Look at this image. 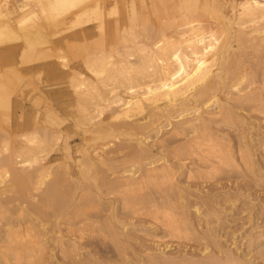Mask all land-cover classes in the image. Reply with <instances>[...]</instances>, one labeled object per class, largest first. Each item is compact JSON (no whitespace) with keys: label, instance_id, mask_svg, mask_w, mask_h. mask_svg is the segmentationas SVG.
Masks as SVG:
<instances>
[{"label":"bare ground","instance_id":"6f19581e","mask_svg":"<svg viewBox=\"0 0 264 264\" xmlns=\"http://www.w3.org/2000/svg\"><path fill=\"white\" fill-rule=\"evenodd\" d=\"M148 1L147 3L150 2ZM109 2L110 4L108 5L107 3ZM136 2L137 0H129V1H126V0H12V2H9L8 0H4L3 9L0 8V63H3L5 65L4 69H7L9 73L14 74L17 81H20V80L23 81L24 79H26L25 77L38 74L39 72L41 74L42 73L41 71H43L44 68L49 69L50 65H54L58 67L64 75L68 76V79H69L68 86L69 88L71 87L72 94L75 96V100L77 101L75 102L76 104H78L77 108L79 110L77 108H75V110L77 109L78 110L77 113L79 112L81 113V115L78 116L81 121H78V122H80V124L82 125L81 127H85V129L83 130V133L85 135L90 134L93 137V141L99 140L98 142H100V140L102 139L104 140L105 137L107 138L111 136L112 134L117 133L118 136L114 135L115 137L124 136L126 137V139L124 138L125 144L127 145L132 144V146H128V147H130V153L132 154L133 158L134 159L136 158L137 161H135L132 164L134 160L133 158H132L133 160H131L132 162L124 160V163L127 162L128 165L131 164V166L129 165L130 168L128 167L129 168L128 169L125 166L127 169L120 170L121 169V166H120L119 168L120 171L117 170L119 172L118 173L116 172V174L119 175V178H120L119 179L117 177L118 180L116 184H119V185L121 184V186L125 188L131 187L132 189L133 186L137 187L140 183L142 185V183H146L148 181L152 182L150 183L152 184L150 186H153V183H156L158 181L165 183V182H169L172 180L173 175L171 174V172L173 170L171 171L169 167H167L168 165L165 162L164 163L167 166L164 164L161 167L159 166L160 167L159 169L155 167V168H150L146 170L144 169L145 170L144 171L139 166L140 162L138 161L139 159L141 161H143L142 159L148 160L147 162L148 164L146 165L154 166L153 164L156 161H152L155 157L154 158L152 157L151 151L149 149L151 145L150 139H154V137L158 138L156 136H159V134L161 136L162 131L168 127H170V130H168L167 134H169L170 136L174 135L176 137L180 136L182 137V139H186V142H184L185 144H183L181 147H193V148L197 147L196 151L198 149L201 150V148L203 147L207 148L206 156H211L214 158L216 156H219L220 162L224 164V166L225 164L230 165V161L232 160L230 155L225 156L224 154L222 155L220 154V151L218 149L221 146L219 145L217 140L213 139L211 135L208 133L207 131L208 124L209 123L211 124V121L216 119L219 115H221V120L224 124L229 123L231 121V117H232L231 113L227 110L223 111L224 110L223 106L220 104V100L218 97L219 93L222 92V94H224L223 90L225 91V94H224L225 97L230 99V101H231V98H233L234 100H237V101L243 100V102L246 101L247 103H249L250 101H253L254 99L258 98L256 97L257 95L255 94L256 92H251L252 88L254 87L253 84L251 83L253 86L251 90H250V85L245 84L247 82V78H250L247 76L248 75L250 76L252 74L248 72L245 73L247 70L246 71L243 70L247 68L248 65L242 69L240 65L239 55L236 54L237 52L232 46L231 41L234 37L233 36V32H234L235 33L234 35L238 37L237 38L238 41H236L237 48L239 49L241 48L246 53H248L247 52L248 49L254 50V52L256 51V53L257 52L260 53L259 49L263 50L264 48V0H240L239 2L235 0L233 1L231 0L230 3H228L227 1L228 7L230 10L229 16L224 15L222 13L221 8L223 6L222 7L219 6V4L217 3V0H205L201 4L199 3V0H179V3L177 5H173L172 3L173 7L170 6L172 7L173 11L169 9L172 12L176 13V22L175 23L173 22V25H171V26H174V31L169 34H167L165 30L163 29L159 32L157 31L156 33L153 32L151 34L152 31L150 32L148 30L152 28L153 26H150L147 30V27L149 25H147L145 28L143 27L146 25L145 24L146 22H144L142 25L143 27V30H141L142 32L141 33L138 32L137 30H138V27L140 26L139 23H141L142 17H141V14L139 12ZM166 2L167 0H165V3ZM162 3H164V1ZM150 5L151 4L149 3L148 6ZM152 7L154 8V6ZM144 8L146 7L144 6ZM154 10L156 9L154 8ZM198 11H201V13L199 14ZM173 15L174 14H172V16ZM110 17H112V20H107ZM204 17H205V20H207L206 18H209V19H213V21L211 23L207 22L208 20L204 21V19H202ZM143 21L145 20L143 19ZM66 22H70V27L67 29V32L72 31V30H75L76 32H74L71 35H68L65 38H61V36L66 32L65 30H64L65 32H63L61 30V27L62 26L64 27V24ZM167 22L168 21L165 22L166 27L168 25ZM162 26L163 25L161 24V27L159 28L160 29L163 28ZM152 30L154 31L153 28ZM55 37L61 38V39H57L56 41V42H59V44L73 45V43H76V44L78 43L80 45L79 48L74 46L76 47V49H72L73 46H70V48L72 49L70 50L71 52L70 54L76 60V62H80L82 66L81 71H75L72 68H70L67 65V59H66L67 56L61 55L62 54L61 50L60 52H58L59 50L57 51L58 53H60V55L57 54L56 47L54 51L56 54L55 53L52 54L53 50L52 51L50 50L49 45L51 46L54 45L53 39ZM85 43H88V44L86 45ZM236 43L234 45H236ZM262 50L261 52H264ZM260 57H262L261 53H260ZM244 58L245 57L240 58V59L243 60ZM11 59H14V61H16V64L18 66L29 65V64H33V65L29 67L27 66L23 69L15 70L16 68H12L13 66L11 67V61H13ZM247 61H249V59ZM244 62L245 61H243V63ZM251 70L253 71V68L250 69V71ZM5 71L6 70H3L0 65V110L2 111V113H3V110H6V112L11 110V106H12L11 105L12 103L11 95H13L12 93L14 92L11 90L13 88H11V83H9L10 81H8L9 78L7 77L8 78L7 79L5 76H3V73H5ZM253 79L250 78V80H252L251 82L254 81ZM10 80L12 81L14 79H10ZM258 81H261V80H258ZM16 85L18 84L16 83ZM258 88H259V85H258ZM246 90H250V91H248L247 93ZM18 94H17V98H19ZM222 98H224L223 95H222ZM258 99H257V103H259ZM231 104L233 103L231 102ZM237 104H240V103H237ZM237 104H235V106ZM246 104H245V107H246ZM251 104H254V103L252 102L250 103V105ZM260 105H262V103H260ZM260 105L258 104L257 106L259 107ZM237 106H236V109H238ZM111 108H114L112 112L110 111ZM107 110H109L111 114L108 116H105L104 113ZM8 113H11V112L9 111ZM52 113L53 111L50 112V114ZM237 116L241 120V123H242L244 121L243 119L244 117H239V115ZM3 117L5 118V116ZM0 118H1V114H0ZM45 118L47 119L48 117H45ZM50 119H49V122H47L46 124L50 126H55V122L52 119L51 120ZM111 121L117 122L114 124L115 126L109 125ZM78 122L76 121L75 123H78ZM74 126H77V125H74ZM216 127L217 126H215V128ZM232 127L234 129V126ZM37 130H40L38 132L43 131L42 137L38 135L40 133H37ZM37 130L34 128L33 130L31 129V131L22 132L21 135H16L18 139H20L21 143H20V147L18 148V150H15V151L9 150L8 148L9 141L5 140L6 138H4L6 133L3 134L4 139L1 138L0 140V156L1 154L8 153L10 151L9 154L7 155L4 154L7 157L3 158L2 156V159L0 160V209L2 208V205L4 204L1 201V197L2 196L5 197L6 193L8 194L9 192H11L12 194V192H14V194L16 195L17 194L24 195V193L25 194L28 193L27 191L38 192L41 189V187H44L43 191L39 195L38 202L36 201L38 205L30 204L31 212L36 213L38 217L36 219H40V218L42 219L45 216L46 217L48 216L46 212L44 211L46 210L45 208H47L48 210L51 211V216H54L57 218L63 217L64 216L63 213H64V209L66 205L68 206V204L72 202L71 195L73 193L70 191L74 187L71 188L66 184L67 181H65L66 179L64 176L61 179L59 176H56L53 174L54 175L53 180L49 181L51 177L50 171H52L50 170L51 168L49 166L50 162L47 161L43 163V161L48 156L47 154L51 152L54 146L53 144L57 143V141L59 142L60 134L57 133L56 131H52L51 129H47L46 126L38 128ZM212 130L213 129L211 128V131ZM214 131L215 130H213V132ZM164 135L165 134H163V136ZM247 137H250V136L247 135ZM108 139H110V137ZM90 140L88 141L89 143H91ZM52 141H54V143ZM64 143L62 145H64V148L68 151L67 143L65 144ZM102 144H105V143H103L102 141ZM50 145H52V147ZM119 145L117 148H119V151H121ZM121 146L123 145L121 144ZM54 147H56V144ZM93 147H96V146H93ZM151 147H154V146H151ZM216 147H219V148L217 149ZM226 148L228 149V147ZM123 150L124 149H122V151ZM187 150H188L187 148L184 149L185 152ZM202 151L205 152L204 149L201 150V152ZM117 153H118V149H117ZM84 154H87V153H84ZM177 156L178 155H176L175 157ZM188 156L190 157V155ZM91 158H88L87 161L89 162L90 167L91 166L94 167L95 165L93 163L94 157L92 159ZM109 158L111 159V157ZM247 158L245 159L247 160ZM207 160L209 162L210 159H207ZM217 160L219 159L217 158ZM79 161L80 162L78 164L81 163V160ZM40 162L43 164L39 165V167H37L38 169L36 168L34 173L32 174L31 173L30 174L21 173L22 171H25L27 169H30V168L32 169L33 166H38ZM88 162H86L85 164L88 165ZM232 163H235V162H232ZM125 164H122V166ZM145 166L143 167L144 168L148 167V166L147 167ZM90 167L89 165L88 166L84 165V163L81 166L80 172L83 173L82 175L84 177V180H88V179L94 180L96 181V185H97V181H99L100 182L99 184L101 186L103 185L102 187H105L106 191H113L116 188L115 186L117 185H115V183L111 181L112 183L108 184L107 183L108 180L104 178L103 176H100L101 175L100 173H98L100 174L99 175L100 177H98L95 172H93L95 174L91 175L90 172L93 170L95 171L96 168L94 167L92 169L91 167L92 170H90L89 169ZM141 170H142L141 173L143 175L140 177L139 176L135 177V175L139 174ZM64 174L66 175V173ZM63 180L66 182L64 184H66L65 186H67V189L68 187L69 189L71 188L70 190H68L69 196L71 197L69 199L70 202L68 201L69 196L68 198L66 197L68 194L67 190H63L64 192L67 193V194H64L66 196L63 195L64 192L60 194V196L57 195V192L61 188L65 187L64 184H61V182L63 183ZM88 183H89V180H88ZM144 185L145 184H143L142 187ZM121 186H120V189H121ZM142 187L141 189H143L145 186L143 188ZM160 188H161V185H160ZM116 189L118 190V188ZM76 191L74 192V194L76 193ZM113 193H115V191ZM173 197H175V195ZM142 198H139V199L141 200ZM122 201H124V199ZM148 201H151V200L148 199ZM165 201L167 200L165 199ZM8 204H11V203H8ZM77 204H74L73 206L74 209L76 208L75 206ZM80 204H85V205H80V207L77 208L79 211L83 210V208L87 207L88 205L86 204V202L85 203L80 202ZM5 206L7 205L5 204ZM125 206H134L133 201L129 202L125 200ZM150 207L152 206H149V208ZM153 209H154V206L150 210L153 211ZM167 209H170L169 204H168ZM154 210L156 211L157 209H154ZM155 211H153V213ZM157 211L154 213L155 214L153 217V219L155 220L154 222H156L157 220V215L159 214L162 215V218H163L162 221H164L165 227L171 232L170 234L173 233L175 235L181 236V234L183 233V230L180 227H178L177 220L173 218L170 212L169 213L168 212L159 213ZM0 212L2 213V211ZM3 217L5 218L3 219L6 221V223L4 227L5 229L2 231V234L0 232V242L3 245V246L0 245L1 246L0 247V264H9L10 261H13L14 264H42L41 254H42L43 249L41 250L39 246L40 243L38 244L34 240L36 231L31 229V228H34L33 226L35 225L31 226L30 228L29 227L26 228L27 226L25 227L23 226L24 229L23 228L20 229L21 220L17 223H14L15 220L12 222L10 221L11 219L9 220L5 216ZM21 218L23 219V222L26 221V218L24 216H21ZM24 218H25V221H24ZM57 218L56 220H58ZM3 219L1 218V220ZM158 219L160 220L161 217ZM182 219L179 221L181 222ZM53 220L56 222L55 219ZM39 222H41V220H39ZM160 222L161 221H159L158 223ZM69 224H71L70 221H69ZM64 245L67 247L66 244ZM262 248H259V249H262ZM262 253L264 254L263 250L260 255H262ZM229 255L227 256L226 254V257H229ZM157 257H160V256H157ZM230 257L225 259V261H222L224 263H218V264H243V263L246 264V262L241 261L243 263H240V262H237L234 258L231 259ZM193 263H195V261Z\"/></svg>","mask_w":264,"mask_h":264},{"label":"rangeland","instance_id":"374dc122","mask_svg":"<svg viewBox=\"0 0 264 264\" xmlns=\"http://www.w3.org/2000/svg\"><path fill=\"white\" fill-rule=\"evenodd\" d=\"M8 1L12 2V0H8ZM147 1L148 0H137L136 2L142 17L141 23H139L140 26L138 27V30L137 29L136 30L141 33L143 27L145 28L147 25H149L147 27V30L150 26H153L152 28L154 29V31L152 30V28L148 30L150 32L152 31L151 34L153 32L154 33H156L157 31L159 32L162 29L165 30L167 34L172 33L174 31V26L171 25H173V22L174 23L176 22V13L172 12L173 11L172 3L173 5H177L179 3V0H171V1L169 0V2L171 3H169L168 0L166 3L165 0L162 1L149 0L150 2L149 1L148 2L151 4L150 6H148L149 3H147ZM163 1L164 3H162ZM204 1L205 0H199V3L201 4ZM227 1L228 3H230L231 0H217V3L219 4V6L221 7L223 6L221 8L222 13L224 15L229 16L230 10ZM235 1L239 2L240 0H235ZM0 2H1L0 8L3 9L4 0H0ZM107 4L109 5L110 2ZM144 6L146 8H144ZM152 6H154L156 10H154ZM145 9L146 10L148 9L147 12ZM169 9H171L172 11ZM198 13L200 14L201 11H198ZM172 14L174 15L172 16ZM143 19L145 21H143ZM202 19H204V21L208 20L207 22L210 23L213 21V19H209V18H206L207 20H205V17ZM107 20H112V17H110ZM166 21H168L167 22L168 23L167 27L169 26L168 28L166 27V23H165ZM144 22H146L145 23L146 25L144 24L145 26L142 27ZM161 24L163 25L162 26L163 28L160 29L159 27H161ZM62 27L61 30L63 32L65 31L66 32L61 36V38H65L68 35H71L74 32H76L75 30L67 32V29L70 27V22H66L64 24V27L63 28ZM234 34L235 33L233 32L234 37L231 43L237 52L236 54L239 55L240 65L242 69L248 65L247 68L243 70L244 71L247 70L245 73L248 72L252 74L250 76L247 74L248 75L247 77H250L252 79L254 78L253 82H251L252 80H250V78H247V82L245 84L250 85V90L254 86L251 92H256L255 93L257 94L256 97L261 99L259 100L257 98L259 103H257V99H254L253 101L247 103L246 101L244 102L243 100L237 101L234 100L233 98H231L230 101V99L225 97L224 90H223L224 94H222V92L218 94L220 104L223 106L224 109L223 111L227 110L231 113L232 122L230 121L229 123L224 124L221 120V115H219L216 119L211 121V124L210 123L208 124L207 131L211 135V137L213 139H216L219 145L221 146L220 148L216 147L217 149L219 148L218 150L220 151V154L221 155L224 154L225 156L230 155L232 159L230 161V165L225 164L226 166L225 167L224 164L220 162L219 156H216L215 158L211 156H206L207 148L204 147L201 148V150L203 149L205 150V152L203 151L201 152V150L199 149L196 151L197 147H194L195 149L193 147H181L183 144H185L184 142H186V139H182V137L180 136L178 137L174 135L170 136L169 134H167L168 130H170V127H168L162 131L161 136L159 134V136H156L158 138L154 137V139H150L151 145L149 149L151 151L152 157L153 158L155 157L152 161H156L153 164L154 166L146 165L148 164L147 163L148 160L142 159L143 161H141L139 159L138 161L140 162L139 166L143 170L155 168V167L159 169L162 165L166 163L168 166L166 164L165 165L169 167L171 171L173 170L171 172V174L173 175L172 180L165 183L158 181L156 183H153V186H150L152 185L150 184L152 182L148 181L146 183H142V185L145 184L144 185L145 187L143 186L144 188L142 187L141 183L137 186L138 188L136 186H133L134 189L133 188L131 189V187L125 188L121 186V184L120 185L116 184L119 178V175H117L116 172L118 173L120 170L127 169L128 167L130 168L131 166V164H129L130 165L129 166L127 162H125L127 164L126 165L124 163V160L131 161L134 159L132 154L130 153V147H128V146H132V144H128V145L125 144L124 140L126 139V137L124 136L115 137L118 136L117 133L109 136L110 139H108L109 137L107 138L105 137L104 140L102 139L100 140V142H98L99 140L93 141V137L90 134L85 135L83 133L85 127H81L82 125L80 124V122H78L81 121L80 118L78 117L81 115V113L80 112H79L80 114L77 113L79 110L77 108L78 104H76L77 101L75 100V96L72 94L71 87L69 88L68 86L69 85L68 76L64 75L58 67L54 65H50V68L49 69L44 68V70L41 71L42 72L41 74L39 72L38 74L25 77L26 79H24L23 81L22 80L17 81L14 74L9 73L7 69H4L5 65L3 63H0L1 68L3 70H6L5 73H3V76L9 78L7 79L8 81H10L9 83H11V88H13L11 90L14 91L12 93L13 95H11L12 106H11V110H9L11 113H8L9 111L6 112V110H3L2 113V111L0 110L1 112L0 120L1 119L3 120L0 121V132H1L0 140L1 138L4 137L3 134L6 133L4 138H6L5 140L9 141L8 148L11 151H15L18 150L21 143L20 139H18L16 135H21L22 132L31 131V129L33 130L34 128L37 130L38 128L45 126L47 129L56 131L57 133L60 134L59 142L57 141V143H54V141H52L54 143L53 144L54 146L56 144V147L53 146L51 152L47 154L48 156L47 157L45 156L46 159L43 161V163L47 161L50 162L49 166L51 168L50 170H52L50 171L52 178L50 177L49 181L53 180L54 175L59 176L61 179L64 176L66 179L65 181H67V183L63 180V183L61 182V184L66 183L69 187L71 188L74 187L73 189L70 188L71 189L70 192L73 193L71 195L72 198L69 196L68 190L70 189L69 187L67 189V186H65L66 184H64L66 189L65 187L63 188L60 187L62 191L60 189L59 190L60 192L59 191H58L59 193L57 192V195L60 196V194L64 192L63 190H67L68 194L64 192L63 195L67 194V196L64 195L67 198L69 196L68 198L69 202H70L69 199L70 198L72 199L71 200L72 202H70V204L67 203L68 206L66 205L64 209V213H63L64 216L62 215L63 217H58V218L51 216V211L45 208L46 210L44 211L48 216L47 217L45 216L42 219L41 218L36 219L38 218L36 213H33L30 210L31 209L30 204L38 205L37 202L39 200V195L43 191L44 187H41V189L39 190L40 192L27 191L28 192V193L26 192L27 194L25 193L24 195L17 194L18 196L14 194V192H12V194L11 192H9L8 194L7 193L5 194L6 196L4 195L5 197L3 196L1 197V201L4 204L2 205L0 211H2L3 214L5 213L6 214L3 215L0 212V214H2L0 215V220L1 218L2 219L4 218L3 216L7 217L9 220L11 219L10 221L12 222L15 220L14 223H17L21 220L22 224L20 223V229H22L23 226L24 227L27 226L26 228L28 227L30 228L31 226L35 225L33 226L34 228L31 229L36 231L34 240L38 244L40 243L39 246L41 250L43 249L41 254L42 264H119V263L120 264H192L194 261L195 263L193 264H207V263L218 264V263H224L222 261H225V259L229 258L230 256L231 259L234 258L237 262L240 263L246 262V264H248L249 262V264H264V254L262 253V255H260L262 250L264 251L263 249L264 248L263 247L264 246V183H263L264 182V119H263L264 118V102H263L264 101L263 98L264 97L263 95L264 94V87H263L264 86V52H261L262 49H259V52L261 53L262 56L260 57V53L258 52L256 53V51L254 52V50L248 49L247 50V52L249 53L248 54L245 51H243L241 48L240 49L237 48L236 41H238L237 39L238 37H236V35ZM61 38L55 37L53 39L54 45L53 46L49 45L50 50L51 51L53 50L52 54L55 53L54 51L56 47V52L58 50H59L58 52H60L61 50L62 53L61 55L67 56L66 58L67 65L70 68H72L75 71H81L82 66L80 62H76V60L70 54L71 53L70 50L76 49V47L79 48L80 45L78 43L77 44L73 43V45L71 44L63 45V44H59V42H56L57 39H61ZM235 43L236 45H234ZM85 44L87 45L88 43ZM70 46L73 47L76 46V47L74 48L72 47L71 49ZM262 51H264V48ZM58 52L57 54L60 55V53ZM241 56L245 58L242 60L240 59L243 58ZM246 59L247 60L249 59V61H247ZM11 60H13L11 61V67L13 66L12 68H16L15 70L23 69L27 66L29 67L33 65V64H29V65L18 66L16 64V61H14V59ZM243 61L245 62L243 63ZM252 68L253 71L252 70L250 71V69ZM10 79H14L12 80L13 83ZM16 83L18 85H16ZM251 83L253 84V86ZM250 90H246V92L248 93V91ZM17 94L19 98H17ZM222 95L224 98H222ZM231 102L233 104H231ZM252 102L254 104L250 105V103ZM260 103H262L263 106L260 105ZM235 104L239 105V106L236 105L238 109H236ZM242 104L244 107L242 106ZM258 104L260 105L259 107L257 106ZM75 108H77L78 110L77 109L75 110ZM113 109L114 108H111L110 111L112 112ZM50 110L53 111L52 114H50L51 112ZM110 111L107 110L104 113V115L105 116L110 115L111 114ZM2 115L5 116V118ZM237 115H239V117H244L243 119L245 122L247 120L246 124L248 125H246L244 121L241 123V120L238 118ZM45 117H48L47 118L48 120ZM57 117L59 118V120ZM3 118L7 121H5ZM50 118L55 122V126H50L46 124L47 122H49ZM76 121L79 123V125L78 123H75ZM115 123L117 122L111 121L109 125L115 126L114 125ZM210 125L217 126L216 127L217 129L215 128V126L212 127ZM232 126H234V129ZM211 128L215 131L214 132L213 130L211 131ZM38 131L40 130H37V133H40L38 135L42 137L43 131L41 132ZM163 134L165 135L163 136ZM247 135L250 137H247ZM89 140L91 143L88 142ZM102 141L105 144H102ZM64 142L67 143L68 151L64 148V145H62ZM108 142L110 145L108 144ZM121 144L123 146H121ZM237 144L239 146L241 145L242 147L240 146L241 147L240 148ZM118 145L120 146L121 151H119V148H117ZM50 146L52 147V145ZM226 147H228V149ZM186 148L188 150L185 152L184 149ZM117 149H118V153H117ZM122 149L124 150L122 151ZM239 149L242 150L240 151ZM9 152L4 154L7 155L9 154ZM4 154H1L0 160L2 159V156L3 158L7 157ZM176 155L178 156L175 157ZM188 155H190V157ZM91 157L92 158L94 157L93 158V163L95 164V165L93 164L94 167L97 165L98 166L95 167L96 170L91 171L90 174L93 175L96 173L98 177L103 176L108 180L107 182L108 184H111L113 182L115 183V185L119 186V187L115 186L116 188H118V190L115 188L113 191H106L105 187H102L103 185L101 186L99 184L100 183L99 181H97V185H96V181L94 180L88 179L89 183L88 180H84V177L82 175L83 173L80 172V169L83 163L84 165L86 166L89 165L90 167V164L87 161V159ZM109 157H111V159ZM206 157L207 159H210L209 162L206 159ZM158 158H160L161 160ZM202 158L205 159L203 160ZM217 158L219 160H217ZM245 158H247V160ZM79 160H81L80 164H78L80 162ZM135 161H137L136 158L133 160V162L131 161L132 164ZM86 162H88V165L85 164ZM43 163L40 162L38 166H33L32 169L31 168L27 169L25 171H22L21 173L32 174L35 172L36 168L39 167V165H42ZM122 164L125 165L122 166ZM120 166L121 169L119 170ZM143 166L145 167L148 166V167L144 168ZM91 167L89 168L90 170L94 168L92 167L91 169ZM141 172L142 170L139 173L141 175L136 174L135 177L142 176L143 174ZM64 173H66V175ZM98 173H100L101 175ZM141 187L143 189H141ZM75 188L77 191L75 190ZM75 191L76 193L74 194ZM114 191L115 193H113ZM141 195L144 199L141 197ZM174 195L175 197H173ZM144 196L147 197L145 198ZM139 198L142 199L140 200ZM123 199L124 201H122ZM148 199L151 200L152 202L148 201ZM165 199L167 201H165ZM125 200L129 202L133 201L134 206H125ZM80 202L81 203L86 202V204L88 205L87 207H84L83 210L79 211L77 208L80 207V205H85V204H80ZM8 203H11L12 205ZM5 204L7 206H5ZM74 204L78 205L75 206L76 207L75 209L73 208ZM168 204L170 205V209H167ZM16 206H18L19 208ZM149 206L152 207L154 206V209H157L158 211L157 210L156 211L159 213L170 212L173 218L177 220L178 227H180L183 230L181 236L175 235L173 233L170 234L171 232L165 227L164 221H162L163 220L162 215L160 214L157 215V220H156L157 223L154 222L155 220L153 219V217L156 211L153 209V211H155L153 213V211L150 210L152 209V207L149 208ZM26 211L28 214L26 213ZM79 213L82 214L80 215ZM21 216H24L27 222L25 221V218H24L25 222H23L22 219L23 217L21 218ZM178 216L180 217V219ZM160 217L161 219L159 220L158 218ZM56 218L58 220H56ZM4 219L0 221L1 234L2 231L5 229L4 227L6 221ZM53 219H55L56 222ZM178 219L179 220L182 219L183 223L182 221L180 222ZM39 220H41V222H39ZM69 221L71 224H69ZM159 221H161L162 223L161 222L158 223ZM64 244H66L67 247ZM0 245L3 246L2 243ZM225 252L227 256L230 254L229 257H226ZM157 256H160L161 258ZM216 259L220 262H218ZM9 264H14V263L13 261H10Z\"/></svg>","mask_w":264,"mask_h":264}]
</instances>
